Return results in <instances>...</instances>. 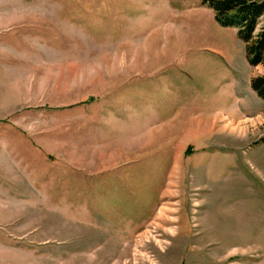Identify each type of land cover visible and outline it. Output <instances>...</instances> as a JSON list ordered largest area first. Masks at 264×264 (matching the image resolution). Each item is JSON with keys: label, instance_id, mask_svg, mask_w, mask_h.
Instances as JSON below:
<instances>
[{"label": "rangeland", "instance_id": "obj_1", "mask_svg": "<svg viewBox=\"0 0 264 264\" xmlns=\"http://www.w3.org/2000/svg\"><path fill=\"white\" fill-rule=\"evenodd\" d=\"M259 75L201 0H0V264H264Z\"/></svg>", "mask_w": 264, "mask_h": 264}, {"label": "trees", "instance_id": "obj_2", "mask_svg": "<svg viewBox=\"0 0 264 264\" xmlns=\"http://www.w3.org/2000/svg\"><path fill=\"white\" fill-rule=\"evenodd\" d=\"M223 27H233L247 44L252 66L264 65V0H201ZM255 93L264 100V75L252 78Z\"/></svg>", "mask_w": 264, "mask_h": 264}, {"label": "bare ground", "instance_id": "obj_3", "mask_svg": "<svg viewBox=\"0 0 264 264\" xmlns=\"http://www.w3.org/2000/svg\"><path fill=\"white\" fill-rule=\"evenodd\" d=\"M245 123H247V122H245ZM243 124H244V123H240L239 125L236 126L237 128H235V127H234V123H233V122H230L228 126L232 127V129H234V128H235V129H238V128L240 129L241 126H242ZM235 129H234V130H235Z\"/></svg>", "mask_w": 264, "mask_h": 264}]
</instances>
